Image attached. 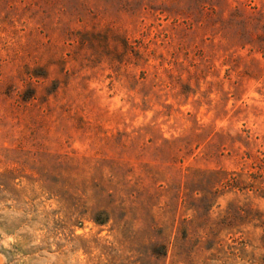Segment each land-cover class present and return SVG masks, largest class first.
<instances>
[{
    "label": "rangeland",
    "instance_id": "374dc122",
    "mask_svg": "<svg viewBox=\"0 0 264 264\" xmlns=\"http://www.w3.org/2000/svg\"><path fill=\"white\" fill-rule=\"evenodd\" d=\"M0 264H264V0H0Z\"/></svg>",
    "mask_w": 264,
    "mask_h": 264
}]
</instances>
